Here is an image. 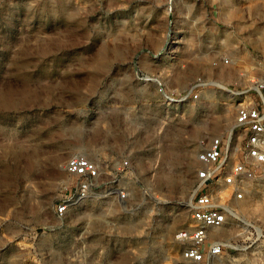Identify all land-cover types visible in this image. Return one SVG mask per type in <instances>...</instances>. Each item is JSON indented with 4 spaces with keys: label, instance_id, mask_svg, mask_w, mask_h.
<instances>
[{
    "label": "rangeland",
    "instance_id": "374dc122",
    "mask_svg": "<svg viewBox=\"0 0 264 264\" xmlns=\"http://www.w3.org/2000/svg\"><path fill=\"white\" fill-rule=\"evenodd\" d=\"M260 77L264 0H0V264H182L200 142ZM74 154L127 160V199L57 216ZM208 231L264 264V182Z\"/></svg>",
    "mask_w": 264,
    "mask_h": 264
},
{
    "label": "built area",
    "instance_id": "2783aa9c",
    "mask_svg": "<svg viewBox=\"0 0 264 264\" xmlns=\"http://www.w3.org/2000/svg\"><path fill=\"white\" fill-rule=\"evenodd\" d=\"M222 62L227 64L226 58ZM253 97L237 105L234 123L225 137L201 141L196 152L194 191L190 202L191 226L176 234L185 243L180 252L182 264H211L231 246L218 237H210L209 229H219L235 215V206L243 202L252 184L264 182V77L251 80ZM197 81L193 89L203 87ZM129 167L127 160L112 162L110 172L95 160L81 154L71 155L62 165L70 177L68 193L56 205L55 214L63 216L68 207L94 197L114 196L123 202L127 194L115 185V176Z\"/></svg>",
    "mask_w": 264,
    "mask_h": 264
},
{
    "label": "bare ground",
    "instance_id": "6f19581e",
    "mask_svg": "<svg viewBox=\"0 0 264 264\" xmlns=\"http://www.w3.org/2000/svg\"><path fill=\"white\" fill-rule=\"evenodd\" d=\"M224 118H225V117H224ZM225 119H226V118H225ZM215 126H216V125H215ZM222 228H223V227H222ZM219 229H220V228H219ZM209 230L212 232V231H214L215 229H209ZM208 233H210V232L208 231Z\"/></svg>",
    "mask_w": 264,
    "mask_h": 264
}]
</instances>
